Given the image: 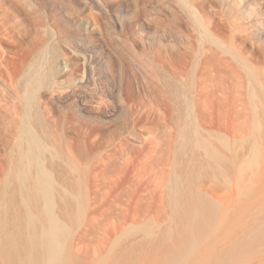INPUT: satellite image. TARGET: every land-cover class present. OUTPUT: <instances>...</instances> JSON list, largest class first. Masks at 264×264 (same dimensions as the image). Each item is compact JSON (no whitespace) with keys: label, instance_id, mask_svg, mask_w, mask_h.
I'll return each mask as SVG.
<instances>
[{"label":"rangeland","instance_id":"obj_1","mask_svg":"<svg viewBox=\"0 0 264 264\" xmlns=\"http://www.w3.org/2000/svg\"><path fill=\"white\" fill-rule=\"evenodd\" d=\"M250 2L252 14L235 0H0V230L22 205L24 77L55 50L34 127L73 264L169 255L184 231L177 177L241 238L264 235V0ZM217 236L214 222L179 264H220ZM262 258L264 243L247 264Z\"/></svg>","mask_w":264,"mask_h":264},{"label":"bare ground","instance_id":"obj_2","mask_svg":"<svg viewBox=\"0 0 264 264\" xmlns=\"http://www.w3.org/2000/svg\"><path fill=\"white\" fill-rule=\"evenodd\" d=\"M235 2L242 9L252 10L250 14L255 11V5L250 0ZM262 21L257 19L254 23L261 26ZM262 29L264 30V26ZM56 55L55 50L49 59L42 55L40 63L31 65L33 67H30L24 77L23 88L28 113L17 152L18 171L12 175L16 190L22 197V205L15 221L8 222L0 230V244L4 250L3 264H73L68 252L70 228L55 210L58 186L46 162L48 147L34 127L42 122L37 96L41 88L46 91L51 89L52 79L56 74ZM214 156L216 157L215 154ZM173 192L176 215L183 222L184 231L181 239L170 249L169 255H163L156 264H179L204 238L214 222L218 224L215 247L220 248V264H247L251 252L264 243V235L241 238L235 217H227L221 206L197 198L188 180L177 177ZM75 201L71 196L64 197L63 203L68 213H71ZM259 263L264 264V258Z\"/></svg>","mask_w":264,"mask_h":264}]
</instances>
